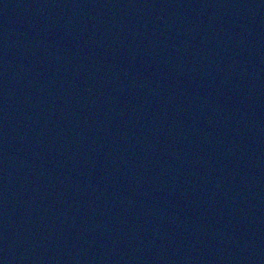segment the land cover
Here are the masks:
<instances>
[{"label": "water", "instance_id": "water-1", "mask_svg": "<svg viewBox=\"0 0 264 264\" xmlns=\"http://www.w3.org/2000/svg\"><path fill=\"white\" fill-rule=\"evenodd\" d=\"M172 0H0V264H141Z\"/></svg>", "mask_w": 264, "mask_h": 264}]
</instances>
